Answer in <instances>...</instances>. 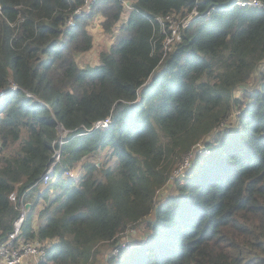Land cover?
Instances as JSON below:
<instances>
[{
  "label": "trees",
  "instance_id": "obj_1",
  "mask_svg": "<svg viewBox=\"0 0 264 264\" xmlns=\"http://www.w3.org/2000/svg\"><path fill=\"white\" fill-rule=\"evenodd\" d=\"M236 1L93 0L76 12L84 0H0V142L20 138L0 168V242L16 191L30 203L21 237L48 239L38 264H93L100 244L119 248L103 264H264V8ZM194 7L166 47L157 18ZM96 14L111 43L84 66ZM142 221L144 236L121 246Z\"/></svg>",
  "mask_w": 264,
  "mask_h": 264
},
{
  "label": "built area",
  "instance_id": "obj_2",
  "mask_svg": "<svg viewBox=\"0 0 264 264\" xmlns=\"http://www.w3.org/2000/svg\"><path fill=\"white\" fill-rule=\"evenodd\" d=\"M93 0H84L82 5L76 8V12H83L85 10H89L91 3ZM237 4L240 5H251L255 7L264 8V1L262 0H237ZM123 5L129 8V0H123ZM198 15V10L194 7L189 11H185L184 13L173 11L167 13L163 16L158 17L157 19L161 23V30L165 33V41L164 45L169 48V46L174 43L180 36V33L185 29L188 24ZM69 23L72 22V19L68 20ZM110 121V117L107 116L103 119L97 120L94 123V126H102L105 127L108 125ZM67 132V130L63 129ZM64 137H58L53 141L54 144H57L59 148L54 149V153L52 154L54 158V162L48 166L45 174L43 175V182H46L51 172L53 171V166L56 163V160L60 157V146L65 142ZM204 145L202 143H198L193 150H190L187 154H185L180 161L177 163L172 177L177 175L184 174L185 170L191 166L192 161L194 160V156L197 150H203ZM67 176H73L71 170L65 171ZM9 199L15 203L16 208L19 213L18 216L13 221V230L8 234L7 238L0 242V264H38V262L44 257L46 252V246L48 245V239H23L21 237V230L24 219L26 217V213L28 208L26 207L24 199L18 198L16 195V191H12L9 194ZM126 245L122 243L121 246ZM118 249L119 248H115ZM117 250V251H118ZM117 251H112L115 253Z\"/></svg>",
  "mask_w": 264,
  "mask_h": 264
},
{
  "label": "rangeland",
  "instance_id": "obj_3",
  "mask_svg": "<svg viewBox=\"0 0 264 264\" xmlns=\"http://www.w3.org/2000/svg\"><path fill=\"white\" fill-rule=\"evenodd\" d=\"M100 19H101V15L96 14L92 18V20L90 21V24H89L90 33L92 34V37H93V42H92L91 48L88 51L80 53L77 56L78 62L84 66L96 63L98 60V57H99V53L107 50L109 48L110 43H111V34H110V32L108 33V32L104 31L103 27L101 26ZM262 66H263V63L260 65V68ZM256 83H257V72H255L252 75V77L249 79V81L247 82V84L245 86L253 87L256 85ZM240 88H241V86L235 87L234 95L237 97H240V95H241ZM236 113L237 112H235L234 115L232 113V116L229 117L230 120H228V121H230V122H228V124L233 123V121L235 119L234 117L236 116ZM232 118H234V119H232ZM231 119H232V121H231ZM64 135L66 136L67 132L64 131L60 127L59 128V136L63 137ZM19 141H20V138L17 141L15 139L8 138L5 141L0 142V168L4 165L5 159L15 152V149H17V147L20 143ZM105 154H106L105 152H102V153L97 154V155H84L80 160L75 162V164L73 166L68 168V170L72 171L73 177H76V176L78 177L80 174H82L84 172V169L82 166L84 162H93L94 163L96 161L106 160ZM60 158H61V154H60V157L56 160V162ZM107 161H109V160L107 159ZM67 175L68 174H66V172H65L62 176V179L65 180L68 177ZM172 187H173V179L171 178L169 180V182H167V184L164 187H162V189L160 190L159 193L168 192ZM30 200H33V197ZM45 203L46 202L44 199H40L39 203H38V205L34 211L33 224L35 226L37 225V214H38L39 210L45 205ZM145 233H146L145 222L142 221L133 227H128L127 229H125V231L119 235V242L124 243V244H128L132 240L140 239L141 237L144 236ZM112 251H113V249L106 247L105 245L100 244L98 247V252L95 253V256L92 258L91 262L93 264H103L104 261L106 260V258L109 256L110 252L112 253ZM48 264H51V262H49Z\"/></svg>",
  "mask_w": 264,
  "mask_h": 264
},
{
  "label": "water",
  "instance_id": "obj_4",
  "mask_svg": "<svg viewBox=\"0 0 264 264\" xmlns=\"http://www.w3.org/2000/svg\"><path fill=\"white\" fill-rule=\"evenodd\" d=\"M25 205H26V207L29 209V207H30V203H29V202H26Z\"/></svg>",
  "mask_w": 264,
  "mask_h": 264
},
{
  "label": "crops",
  "instance_id": "obj_5",
  "mask_svg": "<svg viewBox=\"0 0 264 264\" xmlns=\"http://www.w3.org/2000/svg\"><path fill=\"white\" fill-rule=\"evenodd\" d=\"M35 226V225H34Z\"/></svg>",
  "mask_w": 264,
  "mask_h": 264
}]
</instances>
